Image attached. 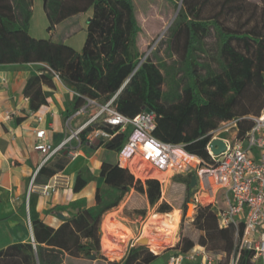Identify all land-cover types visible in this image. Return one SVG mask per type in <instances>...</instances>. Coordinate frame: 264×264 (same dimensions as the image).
I'll return each instance as SVG.
<instances>
[{
    "label": "trees",
    "instance_id": "16d2710c",
    "mask_svg": "<svg viewBox=\"0 0 264 264\" xmlns=\"http://www.w3.org/2000/svg\"><path fill=\"white\" fill-rule=\"evenodd\" d=\"M33 1L0 0V64L42 65L23 90L31 111L46 104L50 93L42 88L54 89L55 73L73 89V106L81 97L105 104L117 94L113 105L123 115L132 118L143 110L155 115L153 137L182 145L187 154L208 160V134L218 123L235 120L236 138L242 139L252 128L253 118L264 109V0H166L178 9L168 29V40L182 25L188 33L183 59L173 60L172 65L165 61L139 64L136 45L141 27L134 0H43L48 31L91 10L80 52L61 40H36L28 35ZM211 36L216 42L214 54L207 50L206 39ZM166 50L172 58L171 41L166 43ZM165 79L171 80L168 92L161 88ZM75 111L72 107L66 117ZM95 129L111 135L103 148L118 154L127 135L116 127L92 123L78 134V140L85 141ZM67 152L60 151L42 165L34 180L61 172L68 163ZM192 176L194 173L183 179L191 192ZM99 177L103 187L97 188L93 207L82 210V202L72 203L71 208L78 213L57 229L33 221L36 247L12 244L0 250V264H47L42 244L69 258L94 255L99 259L101 218L131 190L143 195L151 207L158 206L159 213L170 212L166 204H158L161 186L157 180L134 179L113 156L102 161ZM84 185L85 181L77 177L74 190ZM192 225L200 232L198 240L182 238L175 246L178 254L199 246L224 255L229 262L236 253V233L242 234L243 223L237 228L232 224L221 228L211 206H196ZM157 257L139 245L129 247L120 261L110 264H151ZM252 257L253 251L240 250L236 264H254Z\"/></svg>",
    "mask_w": 264,
    "mask_h": 264
},
{
    "label": "crops",
    "instance_id": "0c3cea01",
    "mask_svg": "<svg viewBox=\"0 0 264 264\" xmlns=\"http://www.w3.org/2000/svg\"><path fill=\"white\" fill-rule=\"evenodd\" d=\"M28 35L36 40L62 41L76 52H80L85 38L87 21L91 10L65 19L48 31L49 20L43 7V0H34L31 8ZM42 65L30 63L0 64V250L17 243H30L36 247L32 222L39 221L47 227L57 229L69 220L78 210L71 208L72 203L82 202L80 209H88L95 204L97 188L103 187L99 177L100 167L106 156H113L117 162V153L108 151L103 146H84L75 158H66L68 163L55 175L69 179L66 186L59 187L49 197H43L36 190H31V180L41 168L42 156L34 150L37 130H45V141L52 147L59 145L70 129L65 118L74 121V130L83 122L81 116L66 117L72 107L77 110L84 101L73 106V89L53 78L54 89L43 87L50 93L46 104L37 111L29 109L30 100L24 95L28 79L40 73ZM93 115V114H92ZM92 124V123H91ZM90 125V124H89ZM88 125V126H89ZM88 135V134H87ZM86 135V137H87ZM86 139V138H85ZM217 139H224L218 138ZM65 153V152H63ZM55 154L46 163L58 156ZM44 165V164H43ZM85 181L78 191L74 190L76 179ZM52 178V177H51ZM38 177L35 186L46 185L50 179ZM61 215L63 218H61ZM47 264H97L99 259L69 258L65 254L42 244ZM203 249L195 246L194 250ZM262 264L264 260L261 258Z\"/></svg>",
    "mask_w": 264,
    "mask_h": 264
},
{
    "label": "built area",
    "instance_id": "2783aa9c",
    "mask_svg": "<svg viewBox=\"0 0 264 264\" xmlns=\"http://www.w3.org/2000/svg\"><path fill=\"white\" fill-rule=\"evenodd\" d=\"M54 79L59 80L53 73ZM115 94L103 105H98L95 100L83 97L84 105L75 113L80 116L86 113L88 107H97L98 111L91 118L78 127L69 131L70 135L57 146L52 147L45 141V130H37V140L34 150L40 153L41 165L60 151L66 150L67 143L84 130L91 123L106 124L116 127L118 132L127 135L122 149L117 154V163L136 180L144 182L143 178H152V174L177 173L176 168L187 164L192 168L196 179V191L193 195L194 206H211L217 215L219 226L227 227L229 224L236 228L243 223L240 236L236 233V253L230 257L228 264H236L240 250L253 251L252 261L264 260V109L260 116L253 118V126L242 139L230 143L222 139L226 145L225 150L218 156L212 154L209 143L217 136L212 135L206 151L209 159L202 160L187 154L182 145H173L161 142L153 137L155 128V115L143 110L130 118L120 113L113 105ZM96 136L111 138L102 129L92 132ZM87 139L93 137L87 135ZM71 159L75 152H67ZM149 166V168H147ZM162 187L165 177L156 178ZM69 179L54 175L46 185L35 186L34 178L31 180V190H36L43 197H49L61 186H66ZM217 195L220 196L224 207H216ZM204 253L203 249H199ZM189 253L178 254L171 257L167 264H182ZM202 264H212V257L203 255Z\"/></svg>",
    "mask_w": 264,
    "mask_h": 264
},
{
    "label": "rangeland",
    "instance_id": "374dc122",
    "mask_svg": "<svg viewBox=\"0 0 264 264\" xmlns=\"http://www.w3.org/2000/svg\"><path fill=\"white\" fill-rule=\"evenodd\" d=\"M134 4L136 9V17L141 27V33L136 45L138 54L140 56L139 64H142L145 61H150L155 64H157L159 61H165L168 65H172L171 63L173 60L181 61L185 53L188 38L187 28L184 25L178 29L175 37L170 40L172 58L168 56L166 50V43L170 42L168 40V29L175 20L177 12L176 8L166 0H134ZM206 41L208 52L210 54H214L216 49L214 37H208ZM170 82V79H165V83L161 87L162 91L168 92L171 89ZM97 104L100 106L103 105L98 102ZM81 105H84V101L81 103ZM97 111V107H88L86 113L80 115L81 117L78 118H81V121L83 122L82 124H84L91 118V115ZM64 120L70 131L73 132L77 129L76 128L74 130L71 128V126L74 124L73 120L70 118H65ZM92 132H90L88 135L90 136L91 134L93 140L86 138L85 141L81 142L77 139V137H74L67 143L66 149L70 152L77 153L82 148H84V146H103L102 144L108 140V138L100 135L94 138ZM69 135L70 133L68 132L67 137ZM208 135L210 138L212 135H215L218 138H224L230 143H234V141L237 139L235 120L218 123L216 128ZM68 157L69 159L71 158L70 156ZM183 166L184 167L181 172H169L166 174L153 173L152 178H148L156 180V178L162 179L165 177V181L162 183L161 187V198L158 204H166L170 209L169 213H159L157 211L158 206L151 207L143 195L131 190L122 198L120 203L115 208L107 211L102 216L100 223L99 262L97 264H110V262L113 261H120L129 247L139 246L137 242L138 240L147 239L145 236L146 231H148L150 234H153V231L149 228V226H151L152 222L155 221V219H153L154 216H157L160 221L164 220L168 222L173 229H165V231L160 233L159 236H162L161 241L166 238L168 239V244L165 245L163 249H158L152 244L140 245L145 247L154 255L158 256L157 259L151 264H167L171 257H176L178 255V251L175 249V246L182 238L197 242L200 232L192 225L196 211L193 201V195L196 191V187L194 186V188H192V192L188 189V186L183 179L193 173V171L192 168L188 167L187 164H183ZM147 168H149V166ZM176 176L179 177L175 178ZM143 180H146V178L144 177ZM190 192L192 193L191 195ZM217 199L218 204H216V207H224L219 195H217ZM189 205L192 207L190 215L187 214ZM184 211L185 216H183ZM105 219L112 221L113 225L119 227V230L122 231V234H120L119 231H110L113 235V238H115V240L119 242L123 248V252L118 258H114L113 256L107 257L104 255L108 251H104L101 240L102 222ZM188 255L189 257L183 259L182 264H202L203 255L212 257V264H228V261L224 255L209 250H204L203 253L201 250H194L193 248ZM75 264H93V262ZM254 264H262V260L257 259L254 261Z\"/></svg>",
    "mask_w": 264,
    "mask_h": 264
},
{
    "label": "bare ground",
    "instance_id": "6f19581e",
    "mask_svg": "<svg viewBox=\"0 0 264 264\" xmlns=\"http://www.w3.org/2000/svg\"><path fill=\"white\" fill-rule=\"evenodd\" d=\"M183 167H184L183 165H180L178 168H176V171L181 172ZM191 211H192V207L189 205L187 214L190 215ZM153 219H155V221H153L151 226H149V228L152 229L153 234H150L148 231L145 232V236L147 238V244L148 245L152 244L158 249H163V247H165V245L168 244V239L165 237L166 239L161 241L162 236L160 237L159 235L161 232L165 231V229L171 230L173 228H171V225L168 222L164 220L160 221L159 218H157V216H154ZM111 230L119 231L120 234H122V231L119 230V227L114 226L113 222L110 221L109 219H105L102 222V237H101L102 247L104 251L108 250L106 254H104L105 256L107 257L113 256L114 258H118L122 254L123 248L122 245L119 242H117L115 238H113V235L110 232Z\"/></svg>",
    "mask_w": 264,
    "mask_h": 264
},
{
    "label": "water",
    "instance_id": "95a60500",
    "mask_svg": "<svg viewBox=\"0 0 264 264\" xmlns=\"http://www.w3.org/2000/svg\"><path fill=\"white\" fill-rule=\"evenodd\" d=\"M178 11V9H177ZM177 13V12H176ZM145 112L150 113L149 110H145ZM209 149L212 152L213 155L218 156L220 155L226 148V145L224 143V141L222 139H212L209 143ZM196 184V179L194 176L191 177V188H194ZM61 218H63L61 215H59ZM139 245H147V239H141L137 241ZM89 260H94L95 256H89L88 257Z\"/></svg>",
    "mask_w": 264,
    "mask_h": 264
}]
</instances>
